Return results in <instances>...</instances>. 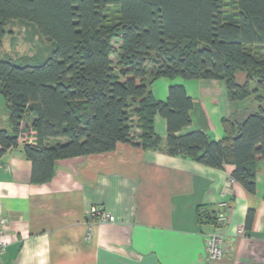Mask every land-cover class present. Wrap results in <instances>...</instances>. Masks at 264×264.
<instances>
[{"label":"trees","instance_id":"16d2710c","mask_svg":"<svg viewBox=\"0 0 264 264\" xmlns=\"http://www.w3.org/2000/svg\"><path fill=\"white\" fill-rule=\"evenodd\" d=\"M16 19L34 23L53 44L41 64L0 57L8 118L0 157L29 125L34 140L20 145L32 183L50 180L58 159L119 142L160 149L159 116L167 154L214 168L231 164V177L254 191V164L264 159V0H0V48L5 25ZM160 78L221 80L233 109L221 119L223 137L183 132L193 101L182 83L157 98L152 84ZM250 96L256 109L235 118ZM209 215L200 211L199 221L214 222ZM250 218L249 211L247 227Z\"/></svg>","mask_w":264,"mask_h":264},{"label":"crops","instance_id":"0c3cea01","mask_svg":"<svg viewBox=\"0 0 264 264\" xmlns=\"http://www.w3.org/2000/svg\"><path fill=\"white\" fill-rule=\"evenodd\" d=\"M176 83L193 101L191 125L183 132L201 130L220 140L221 119L233 111L224 83L160 78L152 92L165 99ZM246 111L241 107L233 115L241 120ZM7 120L0 97V128ZM27 128L19 145L0 157V215L7 219L0 264H264V159L255 161V188L249 192L230 180L231 164L214 168L167 154L165 120L157 116L160 149L119 142L111 151L58 159L50 180L37 184L20 145L34 140ZM93 206L114 220L98 221L89 213ZM200 211L209 217L225 212L219 228L228 249L220 260H209L205 250L216 220L199 221ZM239 225L242 236L234 232Z\"/></svg>","mask_w":264,"mask_h":264},{"label":"rangeland","instance_id":"374dc122","mask_svg":"<svg viewBox=\"0 0 264 264\" xmlns=\"http://www.w3.org/2000/svg\"><path fill=\"white\" fill-rule=\"evenodd\" d=\"M4 29L0 57L8 58L16 64L36 65L43 63L50 55L53 44L38 32L34 23L23 19L10 20ZM111 59L113 64L116 63L117 58L114 54L111 55ZM239 106L251 112L257 105L250 96Z\"/></svg>","mask_w":264,"mask_h":264},{"label":"built area","instance_id":"2783aa9c","mask_svg":"<svg viewBox=\"0 0 264 264\" xmlns=\"http://www.w3.org/2000/svg\"><path fill=\"white\" fill-rule=\"evenodd\" d=\"M232 177L230 180L232 181ZM219 205L226 208V202H219ZM89 213L91 216H94L98 221H113L114 217L109 212L104 211L101 207L93 206L90 208ZM213 218L216 220V229L209 233L205 237V250L207 258L209 260H220L224 257L225 252L228 249V246L224 239V233L221 226L225 222V212H219ZM7 224V219L0 215V256L5 248V241L3 240V233ZM220 227V228H219ZM235 235L242 236L245 232L243 225H239L235 228Z\"/></svg>","mask_w":264,"mask_h":264}]
</instances>
